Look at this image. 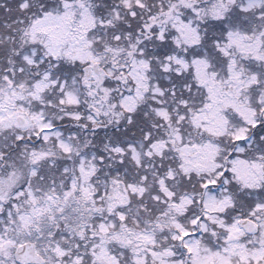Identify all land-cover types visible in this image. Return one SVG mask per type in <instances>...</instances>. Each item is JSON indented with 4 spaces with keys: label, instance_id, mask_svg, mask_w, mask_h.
Masks as SVG:
<instances>
[{
    "label": "snow or ice",
    "instance_id": "1",
    "mask_svg": "<svg viewBox=\"0 0 264 264\" xmlns=\"http://www.w3.org/2000/svg\"><path fill=\"white\" fill-rule=\"evenodd\" d=\"M0 264H264V0H0Z\"/></svg>",
    "mask_w": 264,
    "mask_h": 264
}]
</instances>
